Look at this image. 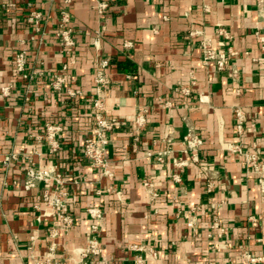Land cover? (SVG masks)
<instances>
[{
  "label": "crops",
  "instance_id": "crops-1",
  "mask_svg": "<svg viewBox=\"0 0 264 264\" xmlns=\"http://www.w3.org/2000/svg\"><path fill=\"white\" fill-rule=\"evenodd\" d=\"M98 1L0 0V86L11 85L8 96L0 93V264H34L51 243L57 264H70L88 242L94 221L86 211L89 206L101 211L96 222L103 250L87 257V264H132L135 254L148 255L149 264H250L245 250L264 255L259 181L264 182V169L252 172L229 147L254 144L264 164V42L255 34L258 28L264 36V28L255 0H104V12L97 11ZM5 2L15 5L4 9ZM27 2L45 14L41 40L32 38L25 21ZM61 8L71 13L75 46L70 56L61 52L56 36ZM218 28L231 38L217 35ZM191 29L201 35L191 37ZM202 34L211 36L217 50L226 52L230 46L236 51L226 52L223 69L214 62L202 64ZM20 48L27 50L31 70L64 74L63 90L53 91L46 76L22 80L13 63ZM97 54L110 61V82L104 89V113L116 120L107 147L110 176L90 167L82 154L83 138L93 125ZM179 85L191 87L190 94L176 90ZM66 88L80 89L83 95L72 99ZM236 107L244 113L241 132ZM140 108L146 109V123L137 134L134 118ZM46 121L62 124L61 146L54 154L35 138ZM188 127L203 140L200 162L179 170L181 181L176 183L171 159L156 162L145 151L163 148L165 136L180 149ZM20 147L40 151L33 158L42 165L55 164L65 180L67 210L74 218L67 232L59 229L57 218L43 214L50 211L41 204L44 185L24 188V156L3 166L8 152ZM143 179L151 181L148 189ZM210 180L213 187L207 191ZM189 217L193 227L186 225ZM215 218L227 227L220 240L211 237ZM133 243L143 249H130Z\"/></svg>",
  "mask_w": 264,
  "mask_h": 264
},
{
  "label": "built area",
  "instance_id": "built-area-1",
  "mask_svg": "<svg viewBox=\"0 0 264 264\" xmlns=\"http://www.w3.org/2000/svg\"><path fill=\"white\" fill-rule=\"evenodd\" d=\"M47 2H53L55 0H46ZM72 0H62L66 5L70 4ZM257 15L261 18L264 28V0H255ZM13 2L2 3L4 9L14 6ZM27 11L25 14V21L31 26L34 38L36 35L39 36L40 40L45 34V29L43 27V22L45 20V14L40 9L32 4V2H27ZM108 3L104 0L98 1L96 8L98 12H104L107 8ZM57 30L56 36L59 38L60 50L65 55L70 56L72 50L75 46V39L72 35V24H71V13L67 8H61L59 10L58 20H57ZM188 34L191 37H195L197 34L201 35V32L196 29L189 30ZM216 34L225 38H231V35L224 28H218ZM256 36L264 42V36H262L256 28ZM24 43V40H20ZM97 45V44H95ZM130 42H125V46H129ZM201 48V61L204 66L208 65L210 62H214L217 69H223L225 67L226 52L230 54H235L236 51L232 47H227L225 51H219L213 46L211 36L202 34L200 39ZM14 68L20 78L26 82L31 81L35 76H46L48 78V83L50 88L55 92H60L64 88L66 82L64 74L59 71L52 70L50 68L31 70L30 60L25 48H20L14 54ZM43 65V61H40ZM110 65V61L107 57L102 55H96L93 62V125L91 133L83 138L82 142V154L88 165L92 168L98 169L103 175H111L109 170V156L107 154V147L109 144L110 132L115 127V119L109 118L104 113V89L110 82V77L108 75L107 69ZM67 67L66 63H63L62 69ZM232 75L236 77V70L233 71ZM28 86V85H27ZM26 86V88H27ZM176 90L184 95H189L191 87L186 85H179L175 87ZM11 85L0 86V93L2 96H8L10 94ZM27 90V89H26ZM66 94L68 97L75 99L83 95L82 90L66 88ZM25 100L29 99L26 94L24 96ZM235 117L237 118L236 129L238 132L242 131V124L244 121V113L241 108L236 107L234 110ZM146 109L140 108L134 118V129L138 134L140 130L145 126L146 123ZM62 131V124L59 122H49L46 121L43 125L42 134L36 135L35 138L44 141L46 143V151L50 154L56 153L61 142L58 139L60 132ZM137 139V135L135 136ZM165 144L163 148L160 149H147L145 155L150 157L156 162L163 163L168 158L171 159L172 166L175 171L172 172L171 178L179 183L181 181L179 170L184 167L200 162L199 149L203 144L202 138L194 132L190 127L186 128L182 136V147L178 150L173 148L172 138L170 136H165L161 139ZM229 150L234 153H238L246 165L250 168L252 172L260 174L264 169V164L259 160V154L256 146L254 144L243 148L239 143H233L230 145ZM36 155L40 157L41 152L34 150L33 152L26 151L24 147H20L18 150H12L3 158V166H9L10 162L18 160L21 156H24L26 160V170L24 175L23 186L25 189H31L38 187L40 184L44 185L41 194V204L48 208L50 211L44 212L43 214L52 215L57 218L60 222L59 229L67 232L73 225L74 218L67 210V203L69 198V192L65 186V180L62 178L60 171L57 170L55 164L42 165L40 162L35 160L33 156ZM260 189L264 192V182L260 179ZM54 185V190L50 189V185ZM142 184L144 188L148 189L152 183L148 179H143ZM213 187L212 181H208L206 184V190L211 191ZM99 190H97L98 192ZM153 196L156 192L152 193ZM214 205V202L211 203ZM39 208L38 205H35ZM192 210L197 209V206L192 207ZM90 218L94 221L91 224L90 233L88 236V242L86 247L79 252V257L72 259L70 264H87V257H95L101 254L103 248L100 245L98 235L99 227L96 222L98 218L101 217V211L96 206H89L86 209ZM186 225L188 227H193L194 219L192 217L187 219ZM211 228L215 231L211 233L213 239H221V236L227 231V227L222 225L218 218H215L211 222ZM56 232L50 233L51 236H55ZM210 235V234H209ZM220 245H216V250L220 249ZM130 249L142 250L143 246L141 244H130ZM150 254L152 249L149 250ZM147 253V252H146ZM149 254V253H148ZM246 260L250 264L257 262L264 263V255H255L252 252H243ZM151 256V255H150ZM149 256L135 254L132 258V264H149ZM34 264H57L56 256L54 253V243H51L48 251L43 255V257H38L34 259ZM208 264H217L213 261H209Z\"/></svg>",
  "mask_w": 264,
  "mask_h": 264
}]
</instances>
